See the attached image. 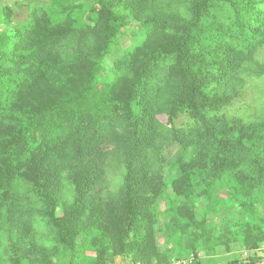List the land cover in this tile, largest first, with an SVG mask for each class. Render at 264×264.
<instances>
[{
    "label": "trees",
    "instance_id": "obj_1",
    "mask_svg": "<svg viewBox=\"0 0 264 264\" xmlns=\"http://www.w3.org/2000/svg\"><path fill=\"white\" fill-rule=\"evenodd\" d=\"M0 10V264H264V119L222 113L262 76L264 0Z\"/></svg>",
    "mask_w": 264,
    "mask_h": 264
},
{
    "label": "rangeland",
    "instance_id": "obj_2",
    "mask_svg": "<svg viewBox=\"0 0 264 264\" xmlns=\"http://www.w3.org/2000/svg\"><path fill=\"white\" fill-rule=\"evenodd\" d=\"M47 0H2L3 6H6L12 10V18L14 22H24L26 21L33 9L36 7H43ZM8 10V9H7ZM7 20V17L2 14L0 10V32L10 30L4 22ZM136 26H134L133 32H128L121 39V47L126 49L129 48L132 44V49L136 45L140 44L144 40V36L141 34V31L138 30ZM132 41V42H131ZM115 49L114 51L107 57L105 62L103 63V72L102 77L104 80L111 82L113 81L115 75L112 71V64L115 59ZM258 65L260 66L259 73H262L261 77H253L246 78V87L245 91L241 98L235 100V102L228 106L227 108L222 110V113L230 117L240 118L245 122H256L264 119V49L259 53L258 57ZM160 120L166 124V118L160 117ZM186 121L185 117H182L179 121V124ZM106 150H108L106 148ZM178 150L177 146H174L171 151H165L164 156L165 159H169L173 156ZM119 185V181L117 176H114L113 171H109L107 175V184L103 187L102 192L104 196H108L109 193L116 192L117 186ZM225 195V194H224ZM71 199H69L70 201ZM48 227L46 222L42 219H36V232L38 241L40 243H45L48 247L53 246V240L51 238V234L48 232ZM159 244L163 245V240H159ZM1 252L3 255L7 254L6 246L3 245ZM263 252V251H262ZM235 257L242 256L241 253L236 252L235 255L226 256L224 254L217 255L215 257H210L209 255L201 254V259H212L217 264H221L228 259H232ZM245 256V255H244ZM114 264H133L130 257H117L114 259Z\"/></svg>",
    "mask_w": 264,
    "mask_h": 264
},
{
    "label": "built area",
    "instance_id": "obj_3",
    "mask_svg": "<svg viewBox=\"0 0 264 264\" xmlns=\"http://www.w3.org/2000/svg\"><path fill=\"white\" fill-rule=\"evenodd\" d=\"M246 255V254H245Z\"/></svg>",
    "mask_w": 264,
    "mask_h": 264
}]
</instances>
